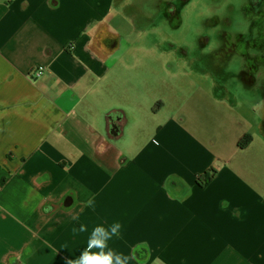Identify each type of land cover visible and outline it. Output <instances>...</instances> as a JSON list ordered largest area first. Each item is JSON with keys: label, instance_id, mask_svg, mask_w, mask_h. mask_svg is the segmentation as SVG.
<instances>
[{"label": "crops", "instance_id": "1", "mask_svg": "<svg viewBox=\"0 0 264 264\" xmlns=\"http://www.w3.org/2000/svg\"><path fill=\"white\" fill-rule=\"evenodd\" d=\"M115 4L0 0V264H68L115 223L127 264H264V141L208 68L181 94L116 46Z\"/></svg>", "mask_w": 264, "mask_h": 264}, {"label": "rangeland", "instance_id": "2", "mask_svg": "<svg viewBox=\"0 0 264 264\" xmlns=\"http://www.w3.org/2000/svg\"><path fill=\"white\" fill-rule=\"evenodd\" d=\"M115 7L132 26L128 42L116 46L137 48L134 55L140 61L139 48L149 49L151 61L152 56H161L166 83L175 82L181 94H188L190 88L180 77L183 73L199 74L208 68L204 72L215 85L207 88L225 99L253 126V136L264 141V68L253 63L251 73L235 75L242 57L240 53H229V48H247L251 58L264 55L252 50L262 47L255 31L249 33L246 28L254 21L252 0H116ZM219 63L223 66L220 71ZM37 71L42 72L33 71V77L41 78L35 75Z\"/></svg>", "mask_w": 264, "mask_h": 264}, {"label": "clouds", "instance_id": "3", "mask_svg": "<svg viewBox=\"0 0 264 264\" xmlns=\"http://www.w3.org/2000/svg\"><path fill=\"white\" fill-rule=\"evenodd\" d=\"M120 228L119 223L111 225L109 229L103 226L95 227L88 239L87 247L78 258L69 260L68 264H127L126 256L109 249L107 245V241L117 235ZM85 231H87L86 226L81 225L79 232ZM93 249H97V251H93Z\"/></svg>", "mask_w": 264, "mask_h": 264}, {"label": "flooded vegetation", "instance_id": "4", "mask_svg": "<svg viewBox=\"0 0 264 264\" xmlns=\"http://www.w3.org/2000/svg\"><path fill=\"white\" fill-rule=\"evenodd\" d=\"M254 8L252 10L255 13L254 16V21H250L247 25V31L249 33L255 31L254 33L256 34L257 41L260 43L262 48H255L252 45H249L254 50L256 53L259 52H264V0H252ZM243 39V37H240ZM248 46V45H247ZM229 53L234 54V53H240L241 54V63L239 66L240 71L237 73H234L235 75L239 74L242 76V74H249L252 72V64H258L260 66H263L264 68V55H260L259 57H253L251 58L247 53V48H229ZM252 59V60H251ZM263 102H264V96H263Z\"/></svg>", "mask_w": 264, "mask_h": 264}, {"label": "trees", "instance_id": "5", "mask_svg": "<svg viewBox=\"0 0 264 264\" xmlns=\"http://www.w3.org/2000/svg\"><path fill=\"white\" fill-rule=\"evenodd\" d=\"M98 41H99V38H98ZM72 46H73V45H69L66 49H68L69 51H71ZM250 140H251V136H250V135H249V136H246V137H245L243 140H241V142L239 143V147L242 148V149H244L245 147H247V145L249 144V141H250ZM212 172H214V171L211 170V172L205 174V180L202 181V183H201V186H202V187H207V186L209 185V183L212 181V176H210V173H212ZM213 176H214V175H213ZM4 182H5V179L2 180V183H4ZM170 184H171V187L174 188V183L170 182ZM170 184H169V185H170Z\"/></svg>", "mask_w": 264, "mask_h": 264}, {"label": "built area", "instance_id": "6", "mask_svg": "<svg viewBox=\"0 0 264 264\" xmlns=\"http://www.w3.org/2000/svg\"><path fill=\"white\" fill-rule=\"evenodd\" d=\"M35 75H36L37 77H41V76L43 75V73H42V72H39V71H37V72L35 73Z\"/></svg>", "mask_w": 264, "mask_h": 264}]
</instances>
